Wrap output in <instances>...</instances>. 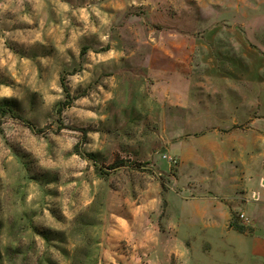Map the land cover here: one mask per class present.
<instances>
[{
    "label": "rangeland",
    "instance_id": "obj_1",
    "mask_svg": "<svg viewBox=\"0 0 264 264\" xmlns=\"http://www.w3.org/2000/svg\"><path fill=\"white\" fill-rule=\"evenodd\" d=\"M263 182L264 0H0V264H230Z\"/></svg>",
    "mask_w": 264,
    "mask_h": 264
},
{
    "label": "crops",
    "instance_id": "obj_2",
    "mask_svg": "<svg viewBox=\"0 0 264 264\" xmlns=\"http://www.w3.org/2000/svg\"><path fill=\"white\" fill-rule=\"evenodd\" d=\"M246 195L245 210L241 212L249 221L239 216L236 218L239 224L246 227L244 231L229 224L235 213L234 205L209 198L201 202V214L215 217V221L208 225L205 236L213 242L216 256L228 259L230 264H264V185L250 184ZM218 211L223 214L221 222L216 219Z\"/></svg>",
    "mask_w": 264,
    "mask_h": 264
},
{
    "label": "clouds",
    "instance_id": "obj_3",
    "mask_svg": "<svg viewBox=\"0 0 264 264\" xmlns=\"http://www.w3.org/2000/svg\"><path fill=\"white\" fill-rule=\"evenodd\" d=\"M94 11H96V14H97L98 16H101V18H102V29H103L104 31H107V29H108V27H109V24H110V21H111V19H113V18L107 17L106 14H102V13H100L98 10H95V9H94ZM106 38H107V37H105V39H106ZM120 55H124V53H120ZM117 58H118V57H117ZM112 87L115 88V84H113ZM100 91L103 92L104 89L101 87V88H100ZM111 98H112V94H111V93H107V94L105 95V97H104L105 100H107V99H111ZM101 118H103V117H101ZM227 212H228V210H227V208L225 207V213H227ZM43 225H44V224H43ZM53 225H54V222H53ZM44 226H50V225H44Z\"/></svg>",
    "mask_w": 264,
    "mask_h": 264
},
{
    "label": "trees",
    "instance_id": "obj_4",
    "mask_svg": "<svg viewBox=\"0 0 264 264\" xmlns=\"http://www.w3.org/2000/svg\"><path fill=\"white\" fill-rule=\"evenodd\" d=\"M93 155V154H91ZM237 217L233 214V217L230 221V225L234 226L235 228H237L240 231H244L246 229V227L244 225H241L237 222Z\"/></svg>",
    "mask_w": 264,
    "mask_h": 264
},
{
    "label": "built area",
    "instance_id": "obj_5",
    "mask_svg": "<svg viewBox=\"0 0 264 264\" xmlns=\"http://www.w3.org/2000/svg\"><path fill=\"white\" fill-rule=\"evenodd\" d=\"M239 217L241 219H245V220L249 221V218L246 216V214L244 212L239 213Z\"/></svg>",
    "mask_w": 264,
    "mask_h": 264
}]
</instances>
